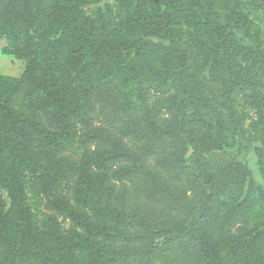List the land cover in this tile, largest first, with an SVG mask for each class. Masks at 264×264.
I'll return each mask as SVG.
<instances>
[{"label": "trees", "instance_id": "1", "mask_svg": "<svg viewBox=\"0 0 264 264\" xmlns=\"http://www.w3.org/2000/svg\"><path fill=\"white\" fill-rule=\"evenodd\" d=\"M148 1L135 6L167 44L150 43L148 52L165 50L173 91L163 104L124 97L116 67L100 70L136 43L101 32L86 0H0V35L9 41L2 52L26 60L20 78L0 74V130L13 138L9 210L0 189V264H264V190L238 160L259 143L264 177V0H202L216 56L233 52L239 35L259 42L256 68L238 66L225 89L196 71L214 53L197 68L173 15L150 11ZM178 53L192 87L174 78ZM253 75L263 91L245 130L231 95ZM222 138L236 145L234 155L213 152ZM60 186L77 194L69 231L50 217L35 222L26 203V188L50 196ZM16 220L29 237L12 232Z\"/></svg>", "mask_w": 264, "mask_h": 264}, {"label": "rangeland", "instance_id": "2", "mask_svg": "<svg viewBox=\"0 0 264 264\" xmlns=\"http://www.w3.org/2000/svg\"><path fill=\"white\" fill-rule=\"evenodd\" d=\"M165 1H170V3ZM135 3L136 0H86V15L93 19L94 24L99 23L101 32L112 39L136 43L131 47L114 51L112 53L114 61L102 65L100 70L107 74L110 72V68L116 67L118 73L114 80L119 84L124 97L136 102L143 99H148V101L156 99L160 104H163L166 96L173 91L167 85L172 80L169 81L170 78L164 75L165 50H156L150 55L148 52L151 48L150 43L165 45L166 41L160 35L159 24L149 21L146 17H138ZM144 6L155 12L168 10L173 15V27L177 30L180 39L187 41L194 52L193 62L197 68L201 62L206 61L207 54L214 53L215 41L211 30L204 23L205 8L202 0H149ZM251 13L253 12L251 11ZM255 15L256 13H253L252 16ZM127 17L131 18V21H127ZM257 24L258 20H252V31L259 28ZM236 42L237 47L233 52L229 53L220 49L217 56L214 53L211 61H207L209 66L196 70L202 72L205 77L214 79L213 82L217 83L219 89H225L232 85L231 74L237 70L238 66L256 68L254 62L259 54L257 50L259 42L252 41L245 35H239ZM8 44V39L0 35V74L18 79L25 70L26 60L4 55L2 48ZM170 63L174 70L175 80L186 88L194 86V75L187 69L186 56L178 53L171 58ZM216 72L222 73L221 76H218ZM262 84L260 77L253 75L246 78L245 83L241 84L239 88H233L231 106L245 130H249L252 121L255 120L256 106L261 101L263 91ZM158 86L160 90L164 91H159ZM192 91L196 92L197 88L194 87ZM165 112V109L160 111L162 114ZM220 140L221 143L218 144L220 148L213 150L214 153L225 155L236 153L235 144L225 145V143L230 142L229 139L222 138ZM12 143L13 138L10 137V134L0 130V189L6 210H9L12 205L7 189L13 184L8 172ZM259 145V143L252 144L248 152L238 155V160L246 164L254 181L260 184L264 190L260 156L256 152V147ZM81 152L78 147L71 153L77 159L80 158ZM65 192V187L60 186L50 196H46L26 188V203L33 220L39 223L41 220L50 217V220L53 219L64 231L76 228L77 222L70 214L77 213L73 211L75 209L73 197H77V194L74 192V188H71L68 195ZM48 199H50V208L47 204ZM62 200L69 203V206L65 204L64 209L55 206L56 201L61 203ZM11 229L20 238L29 237L31 234L29 233L30 229L20 220L11 223Z\"/></svg>", "mask_w": 264, "mask_h": 264}]
</instances>
